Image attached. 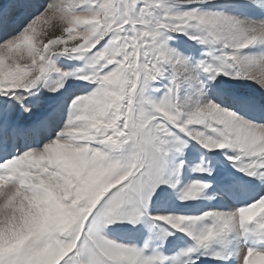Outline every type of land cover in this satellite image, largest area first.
<instances>
[{"label":"snow or ice","instance_id":"6c2138e0","mask_svg":"<svg viewBox=\"0 0 264 264\" xmlns=\"http://www.w3.org/2000/svg\"><path fill=\"white\" fill-rule=\"evenodd\" d=\"M174 34L199 52L174 47ZM193 142L229 150L243 175L220 189L240 206L150 215L180 185ZM193 170L212 175L203 160ZM209 187L194 181L180 199ZM145 217L168 226L156 243L101 231ZM174 230L193 243L168 256ZM234 257L264 264V0H0V264Z\"/></svg>","mask_w":264,"mask_h":264},{"label":"rangeland","instance_id":"374dc122","mask_svg":"<svg viewBox=\"0 0 264 264\" xmlns=\"http://www.w3.org/2000/svg\"><path fill=\"white\" fill-rule=\"evenodd\" d=\"M224 0H216V4L223 3ZM205 7H215V5H207ZM174 47L180 49H190L192 51L199 52L200 46L196 45L193 41L188 40L187 37L179 34H174V39L171 42ZM58 64L62 68H74L81 64L80 61L69 60L64 57L58 61ZM55 80H49L50 84H55ZM73 86L82 85V81H70ZM65 87H68L66 84ZM83 90V89H81ZM240 90L249 94H255V86L251 85L248 81L240 82ZM46 91V89H45ZM47 95H52L48 93ZM229 150H212L209 151L203 148L198 143L193 142L185 149L183 159L185 160V167L182 169L181 183L177 189L168 188L167 200H155L149 205V214L154 216L157 214H183V215H200L201 212L208 210L209 208H231L240 206V197L235 191H221L220 185L223 178H227L228 175H233V179L242 176L232 162L226 158L225 152ZM231 154V152H229ZM203 162L212 169V175L208 176L207 173H201L194 171L195 165ZM238 176V177H237ZM245 179H248L245 177ZM201 181L210 184V187L201 191L196 199L181 200L180 195L182 190L189 187L192 182ZM166 187V186H164ZM194 202V203H193ZM160 226H152L151 221L145 217L139 224H131L126 220H118L110 225H107L101 229L102 233L108 238L113 239L120 243L133 244L136 247H142L145 241L149 238V235L153 237V243L158 241L161 227H168L158 222ZM151 233L149 232V229ZM169 236L167 240L163 242V251L165 255L171 256L183 248L190 246L193 241L185 234L178 230H174L172 237ZM170 243V244H169ZM169 245V246H168ZM207 261L219 264L214 260H203V264ZM229 264H238V257H234L229 261Z\"/></svg>","mask_w":264,"mask_h":264},{"label":"bare ground","instance_id":"6f19581e","mask_svg":"<svg viewBox=\"0 0 264 264\" xmlns=\"http://www.w3.org/2000/svg\"><path fill=\"white\" fill-rule=\"evenodd\" d=\"M36 2H38V3H44L45 0H36ZM234 177H235V176H234ZM234 177H233L232 174L227 176V178H229V179H233ZM237 177H238V176H237ZM164 200H166V198H164ZM193 203H194V202H193ZM207 264H213V263H207Z\"/></svg>","mask_w":264,"mask_h":264}]
</instances>
